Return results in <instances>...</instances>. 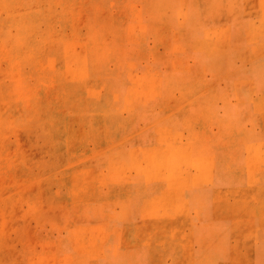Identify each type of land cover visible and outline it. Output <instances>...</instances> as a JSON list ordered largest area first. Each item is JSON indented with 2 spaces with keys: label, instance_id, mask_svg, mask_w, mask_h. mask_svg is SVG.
I'll list each match as a JSON object with an SVG mask.
<instances>
[{
  "label": "crops",
  "instance_id": "obj_1",
  "mask_svg": "<svg viewBox=\"0 0 264 264\" xmlns=\"http://www.w3.org/2000/svg\"><path fill=\"white\" fill-rule=\"evenodd\" d=\"M262 1L91 5L110 15L89 26L147 28L140 38L126 35L116 57L128 65L151 59L137 74L157 80L131 82L105 70L89 85L100 92L95 115L86 117L102 151L95 200L113 238L93 264H264ZM151 41L157 50L134 51ZM114 170L128 178H113ZM140 170L157 174L149 180Z\"/></svg>",
  "mask_w": 264,
  "mask_h": 264
},
{
  "label": "rangeland",
  "instance_id": "obj_2",
  "mask_svg": "<svg viewBox=\"0 0 264 264\" xmlns=\"http://www.w3.org/2000/svg\"><path fill=\"white\" fill-rule=\"evenodd\" d=\"M111 1L0 0V264H93L105 257L100 244L113 239L95 200L102 151L86 117L95 115L100 92L89 85L105 70L131 82L157 80L137 74L151 59L128 65L116 57L126 35L140 38L147 28L87 24L110 15L91 5ZM133 47L143 53L159 43Z\"/></svg>",
  "mask_w": 264,
  "mask_h": 264
},
{
  "label": "bare ground",
  "instance_id": "obj_3",
  "mask_svg": "<svg viewBox=\"0 0 264 264\" xmlns=\"http://www.w3.org/2000/svg\"><path fill=\"white\" fill-rule=\"evenodd\" d=\"M19 39V38H18ZM18 39H15V41H14V43H15V45H16V43H17V41H19ZM21 41V40H20ZM218 41V40H217ZM19 44V43H18ZM2 100V99H1ZM179 144V143H178ZM137 150V149H136ZM177 149H175V151H176ZM130 151V150H129ZM142 151V150H141ZM147 151V150H146ZM164 151V150H163ZM168 151V150H167ZM135 151L133 150V153H134ZM131 153V152H130ZM173 153V152H172ZM171 153V154H172ZM177 154V153H176ZM176 154H174L175 155V157H176ZM190 154V153H189ZM189 154H187V155H189ZM134 154H132L131 156H133ZM146 155H147V153H146ZM136 156V155H135ZM150 156V155H149ZM167 156V155H166ZM165 156V157H166ZM136 158V157H135ZM167 158V157H166ZM171 158L172 159H174V156H173V154L171 155ZM13 159V158H12ZM144 159V158H143ZM113 160V159H112ZM136 160H137V158H136ZM150 160H151V156H150ZM149 160V161H150ZM166 160V159H165ZM177 160H178V158H177ZM191 160H193V159H191ZM134 161H135V159H134ZM158 161V160H157ZM157 161H155V162H157ZM181 161H184V160H181ZM109 162H110V158H109ZM129 163H130V161H129ZM177 163V162H176ZM190 163H191V161H190ZM214 163V162H213ZM188 164V163H187ZM165 165H167V164H165ZM185 165V164H184ZM109 166V165H108ZM176 167V166H175ZM191 167V166H190ZM170 168V167H169ZM186 168V167H185ZM189 168V167H188ZM171 169V168H170ZM187 169V168H186ZM142 170V169H141ZM140 170V171H141ZM176 170H177V168H176ZM140 171H139V174H140ZM154 171H156V170H154ZM153 171V172H154ZM23 172V171H22ZM169 172V171H168ZM152 173V172H151ZM171 173V172H170ZM169 173V174H170ZM185 173V172H184ZM112 174H114V173H112ZM190 175V174H189ZM144 176H145V174H144ZM151 176V175H150ZM164 176V178H166L165 176H167L166 174L165 175H163ZM179 176V175H178ZM149 177V176H148ZM168 177V179H169V175L167 176ZM172 177H174L173 175H172ZM177 178V177H176ZM187 178H188V176H187ZM88 179V178H87ZM149 179V178H148ZM168 179L166 180V181H168ZM184 179H186V178H184ZM35 180V179H34ZM149 180H151V179H149ZM159 180V179H158ZM162 180V179H161ZM179 180V179H178ZM182 180V179H181ZM181 180H180V183H181ZM164 181V180H163ZM170 181V180H169ZM168 181V182H169ZM175 181V180H174ZM144 182H145V180H144ZM173 182V181H172ZM176 182V181H175ZM184 182V181H183ZM171 183V182H170ZM155 184V183H154ZM174 184V183H173ZM178 184V183H177ZM167 185H169V183H167ZM176 185V184H175ZM171 186V185H170ZM148 187V186H147ZM168 187V186H167ZM172 187V186H171ZM169 189V188H168ZM164 191V190H163ZM14 192V191H13ZM155 192V191H154ZM147 193H149V192H147ZM23 195V194H22ZM147 195V194H146ZM151 195V194H150ZM221 195V194H220ZM172 203V202H171ZM170 218V217H169ZM181 219V218H180ZM186 220V219H185ZM172 221V220H171ZM173 256H174V254H173ZM172 256V257H173ZM176 257V256H175Z\"/></svg>",
  "mask_w": 264,
  "mask_h": 264
}]
</instances>
